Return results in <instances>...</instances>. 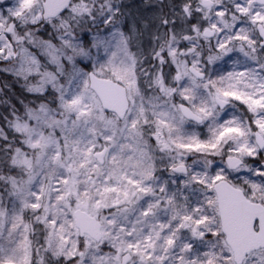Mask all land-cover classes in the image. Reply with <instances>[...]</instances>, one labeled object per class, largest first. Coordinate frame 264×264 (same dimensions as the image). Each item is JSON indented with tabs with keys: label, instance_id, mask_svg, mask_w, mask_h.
<instances>
[{
	"label": "snow or ice",
	"instance_id": "obj_1",
	"mask_svg": "<svg viewBox=\"0 0 264 264\" xmlns=\"http://www.w3.org/2000/svg\"><path fill=\"white\" fill-rule=\"evenodd\" d=\"M0 264H264V0H0Z\"/></svg>",
	"mask_w": 264,
	"mask_h": 264
}]
</instances>
